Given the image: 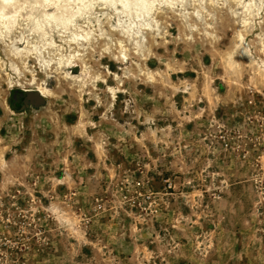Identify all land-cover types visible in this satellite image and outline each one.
I'll use <instances>...</instances> for the list:
<instances>
[{
	"label": "rangeland",
	"instance_id": "rangeland-1",
	"mask_svg": "<svg viewBox=\"0 0 264 264\" xmlns=\"http://www.w3.org/2000/svg\"><path fill=\"white\" fill-rule=\"evenodd\" d=\"M185 3L0 37V264H264V14Z\"/></svg>",
	"mask_w": 264,
	"mask_h": 264
},
{
	"label": "bare ground",
	"instance_id": "bare-ground-1",
	"mask_svg": "<svg viewBox=\"0 0 264 264\" xmlns=\"http://www.w3.org/2000/svg\"><path fill=\"white\" fill-rule=\"evenodd\" d=\"M204 0H193V5L197 6L196 14L193 16L200 17L199 6ZM213 2L215 0H209ZM186 0H0V37L4 36V33L8 32L14 23V20L18 17H26L32 27H27L34 32V37L36 38V43L32 45V50L37 52V54H42L43 50H46L51 44L43 40L45 37L44 28L47 25L58 31V35L61 33L69 32V41L76 42L78 39H84L88 37V33H83L84 35H79L72 29H77L75 21L77 19L84 20L83 23L86 24L90 12L93 8L101 10H111L118 17V24L123 22L128 26L122 31L131 32L134 30L135 34L141 32L140 29L143 27L146 29H151V21L155 15V11L158 7L173 6L174 4H179V6L184 7ZM199 3V5L197 4ZM236 6L235 14L239 16V19L243 26H247L249 20L259 17L264 14V0H233ZM185 3V4H184ZM214 4V3H213ZM233 4V5H234ZM188 6V4H187ZM191 7V4H190ZM168 8V7H167ZM186 8V7H185ZM188 8V7H187ZM95 9V10H97ZM170 9V8H168ZM179 9V8H178ZM180 10V9H179ZM179 10L177 12H179ZM193 10V9H192ZM110 11V12H111ZM163 11V10H162ZM167 11V10H166ZM182 11V10H181ZM191 11V10H190ZM195 11V10H194ZM92 12V11H91ZM188 12V11H187ZM228 12V10H227ZM112 13V14H113ZM161 13V12H160ZM171 13V12H170ZM111 14V15H112ZM113 14V15H114ZM164 14V13H163ZM169 14V12H168ZM180 14V13H179ZM187 14V13H186ZM107 15V14H106ZM177 15V14H176ZM171 16V15H170ZM186 16V15H185ZM109 17V16H107ZM116 18V17H115ZM181 18V17H180ZM93 19V18H92ZM95 19V18H94ZM123 19V21L121 20ZM206 19V18H205ZM23 20V19H22ZM115 20V19H114ZM117 20V18H116ZM177 20V19H176ZM95 21V20H94ZM102 21V20H101ZM106 21V20H105ZM257 21V20H256ZM21 22V21H20ZM79 22V21H78ZM114 22V21H113ZM179 22V21H178ZM239 22V21H238ZM255 22V20H254ZM82 23V22H81ZM93 23V21H92ZM97 23V22H95ZM104 23V22H103ZM109 23V22H108ZM117 24V22H116ZM169 24V23H168ZM106 25V24H105ZM170 25V24H169ZM240 25V23H239ZM20 27V26H19ZM26 27V26H25ZM71 27V28H69ZM101 27V26H100ZM136 27V28H135ZM208 27V26H206ZM90 29V28H89ZM192 29V27H191ZM241 29V28H240ZM22 30V29H21ZM87 30V29H86ZM92 30V29H91ZM108 30V29H106ZM163 31V30H162ZM91 32V31H90ZM115 32V31H114ZM264 32V31H263ZM51 33V32H50ZM244 33V31H243ZM253 33V32H252ZM7 34V33H6ZM24 34V33H23ZM57 34V32H56ZM237 34V33H236ZM254 34V33H253ZM19 35V34H18ZM95 35V34H94ZM124 35V34H123ZM12 36V35H11ZM51 36V35H49ZM53 36V35H52ZM133 36V35H132ZM158 36V35H157ZM14 37V36H13ZM129 37V36H128ZM51 38V37H49ZM117 38V37H116ZM140 38V37H139ZM25 39V38H24ZM34 39V38H33ZM52 39V38H51ZM98 39V38H97ZM5 40V39H4ZM48 40V39H47ZM237 40V39H236ZM2 41V40H1ZM19 41V40H18ZM68 42V39L66 40ZM101 41V40H100ZM257 41V40H256ZM93 42V41H92ZM137 42V41H136ZM149 42V41H148ZM5 43V41H4ZM100 43V42H99ZM102 43V41H101ZM231 43V42H230ZM264 43V42H263ZM53 44V43H52ZM112 44V42H111ZM238 44V43H237ZM260 44V43H259ZM62 45V43H61ZM66 45V44H65ZM68 45V44H67ZM74 45V44H73ZM80 45V44H79ZM119 45V44H118ZM261 45V44H260ZM259 45V46H260ZM20 46V45H19ZM54 46V45H53ZM3 47V46H2ZM21 47V46H20ZM71 47V46H69ZM4 48V47H3ZM63 48V47H62ZM67 48V47H66ZM81 48V47H80ZM7 49V48H6ZM90 49V48H89ZM230 49V48H229ZM11 50V49H10ZM48 50V49H47ZM75 50V49H74ZM73 50V51H74ZM101 50V49H100ZM126 50V49H125ZM133 49L132 51H134ZM22 51V50H21ZM32 51V52H33ZM62 51V50H61ZM105 51V50H104ZM227 51V49H226ZM232 51V50H231ZM45 52V51H44ZM99 52V51H98ZM242 54L243 49H240ZM9 53V52H7ZM12 53V52H11ZM100 53V52H99ZM117 53V52H116ZM134 53V52H133ZM252 53V52H251ZM16 54V53H15ZM28 54V52L26 53ZM107 54V53H106ZM67 55V54H66ZM2 56V55H0ZM14 56V55H13ZM44 56V55H43ZM49 56V55H48ZM90 56V55H89ZM240 56V55H239ZM263 56V55H262ZM57 57V56H56ZM65 57V56H64ZM225 57V56H224ZM5 58V55H4ZM38 58V57H37ZM62 58V57H61ZM75 58V57H74ZM90 58V57H89ZM121 58L124 59V55L121 54ZM9 59V58H8ZM241 59V57H240ZM32 60V58H31ZM57 60V59H56ZM245 60V59H244ZM248 60V59H247ZM15 61V60H13ZM25 61V60H24ZM62 61V60H61ZM65 61V60H64ZM68 61V60H67ZM77 61V60H76ZM226 61V60H225ZM17 62V61H16ZM33 62V61H31ZM40 62L43 60L40 59ZM51 62V61H50ZM112 62V61H111ZM124 62V60H123ZM122 62V64H123ZM19 63V62H18ZM17 63V64H18ZM24 63V62H23ZM27 63V62H26ZM44 63V62H43ZM60 63V62H59ZM244 63V62H243ZM77 64V62H76ZM42 65V64H41ZM45 65V64H44ZM63 65V64H62ZM71 65V64H70ZM35 66V65H34ZM46 66V65H45ZM54 66V64H53ZM59 66V65H58ZM76 66V65H75ZM225 66V65H224ZM2 67V66H1ZM61 68V65L59 66ZM81 67V66H80ZM230 67L226 72L227 74L233 73L234 68ZM31 68V67H30ZM36 68V67H35ZM52 68V67H51ZM67 68V67H66ZM70 68V67H69ZM236 68V67H235ZM6 69V68H5ZM45 69V68H44ZM83 69V68H82ZM255 69V68H254ZM257 69V68H256ZM16 68H13V72ZM26 70V69H25ZM56 70V69H55ZM62 71V70H61ZM255 71V70H254ZM5 72V71H4ZM7 72V71H6ZM34 72V71H33ZM32 72V73H33ZM49 72V71H48ZM56 72V71H55ZM58 72V71H57ZM84 72V71H83ZM143 72V71H142ZM44 73V72H42ZM59 73V72H58ZM65 73V72H64ZM15 74V73H14ZM47 74V73H46ZM49 74V73H48ZM51 74V73H50ZM49 74V75H50ZM116 74V73H115ZM146 74V72H145ZM148 74V73H147ZM255 74V73H254ZM262 74V73H261ZM20 75V74H19ZM32 75V74H31ZM66 75V74H65ZM98 75V74H97ZM263 75V74H262ZM16 76V75H15ZM36 76V75H35ZM53 76V75H52ZM154 76V75H153ZM13 77V76H12ZM24 77V76H23ZM69 77V76H68ZM95 77V76H94ZM143 77V76H142ZM147 77V76H146ZM155 77V76H154ZM153 77V78H154ZM259 77V76H258ZM8 78V77H7ZM22 78V77H21ZM73 78V76H72ZM149 78V76H148ZM152 78V79H153ZM14 79V78H13ZM79 79V78H78ZM114 79H116L114 77ZM157 79V78H156ZM25 80V79H24ZM147 80V79H146ZM149 80V79H148ZM147 80V81H148ZM262 80V78H261ZM16 81V80H15ZM29 81V80H28ZM38 81V80H37ZM46 81V80H44ZM70 81V80H69ZM90 81V80H89ZM101 81V80H99ZM103 81V80H102ZM132 81V80H131ZM19 82V81H18ZM119 82V80H118ZM137 82V81H136ZM153 82V81H152ZM12 83V82H11ZM38 83V82H37ZM47 83V82H46ZM97 83V82H94ZM262 84V83H261ZM32 85V84H30ZM121 85V84H120ZM264 85V84H263ZM8 86V85H7ZM260 86V85H259ZM12 87V86H11ZM16 88H25L22 83H18ZM259 88V87H258ZM32 89V88H31ZM36 95L34 98H28V100L38 99V98H48L52 96L51 92L43 87L42 85H36L33 87ZM79 90V89H78ZM205 90V89H204ZM256 90V89H255ZM260 90V89H259ZM30 91V90H29ZM1 93V92H0ZM205 90V94H207ZM261 94V93H260ZM262 95V94H261ZM211 97V96H210ZM1 104V103H0ZM3 104V103H2ZM43 104V103H42ZM7 107V106H6ZM4 108V106L2 107ZM5 110V108H4ZM78 124L75 125V128Z\"/></svg>",
	"mask_w": 264,
	"mask_h": 264
},
{
	"label": "water",
	"instance_id": "water-1",
	"mask_svg": "<svg viewBox=\"0 0 264 264\" xmlns=\"http://www.w3.org/2000/svg\"><path fill=\"white\" fill-rule=\"evenodd\" d=\"M34 96H35V95L32 94V93H30V94L28 95L29 98H34Z\"/></svg>",
	"mask_w": 264,
	"mask_h": 264
}]
</instances>
